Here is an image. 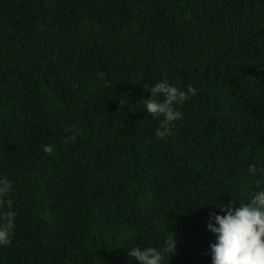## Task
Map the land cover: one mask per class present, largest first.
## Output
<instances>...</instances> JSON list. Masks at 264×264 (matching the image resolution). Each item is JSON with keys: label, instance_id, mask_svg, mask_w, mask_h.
<instances>
[{"label": "trees", "instance_id": "16d2710c", "mask_svg": "<svg viewBox=\"0 0 264 264\" xmlns=\"http://www.w3.org/2000/svg\"><path fill=\"white\" fill-rule=\"evenodd\" d=\"M164 78L197 92L157 139L142 101ZM262 173L264 0H0L17 213L0 264H136L133 246L173 235L165 264H212L209 214L248 202Z\"/></svg>", "mask_w": 264, "mask_h": 264}, {"label": "clouds", "instance_id": "9594fccd", "mask_svg": "<svg viewBox=\"0 0 264 264\" xmlns=\"http://www.w3.org/2000/svg\"><path fill=\"white\" fill-rule=\"evenodd\" d=\"M147 87L151 95L143 99V111L159 122L155 129L157 139H165L171 132V125L182 119L176 106L195 95L197 89L189 85L186 90H181L167 78ZM42 150L51 153L53 146L44 145ZM249 170L253 174L257 171L254 165ZM261 176L262 179L257 181L258 190L248 202H240L238 207L232 202L216 205L223 214H209L207 229L215 235V242L210 245L212 264H264V173ZM12 191V182L0 177V209H6L0 211V247L10 245L15 233L17 213L10 198ZM175 250L173 235L159 247L133 246L128 255L136 264H165Z\"/></svg>", "mask_w": 264, "mask_h": 264}]
</instances>
